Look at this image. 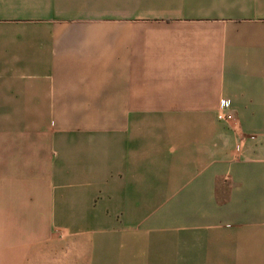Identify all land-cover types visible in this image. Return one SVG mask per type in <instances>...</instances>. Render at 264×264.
I'll return each mask as SVG.
<instances>
[{"label": "crops", "instance_id": "crops-1", "mask_svg": "<svg viewBox=\"0 0 264 264\" xmlns=\"http://www.w3.org/2000/svg\"><path fill=\"white\" fill-rule=\"evenodd\" d=\"M0 264H264V0H0Z\"/></svg>", "mask_w": 264, "mask_h": 264}, {"label": "built area", "instance_id": "built-area-1", "mask_svg": "<svg viewBox=\"0 0 264 264\" xmlns=\"http://www.w3.org/2000/svg\"><path fill=\"white\" fill-rule=\"evenodd\" d=\"M230 106L229 99H221L219 102V110H218V118L225 121L226 123H230L233 119L232 113L228 110Z\"/></svg>", "mask_w": 264, "mask_h": 264}]
</instances>
